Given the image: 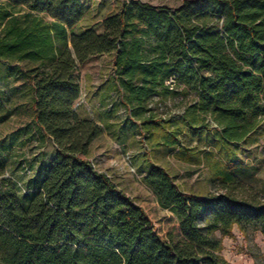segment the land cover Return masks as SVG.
<instances>
[{
  "label": "trees",
  "instance_id": "16d2710c",
  "mask_svg": "<svg viewBox=\"0 0 264 264\" xmlns=\"http://www.w3.org/2000/svg\"><path fill=\"white\" fill-rule=\"evenodd\" d=\"M85 15L83 0H0V125L31 113L0 143V155L18 144L30 168L19 181L0 161V264H229L223 239L235 227L264 236V201L231 190L234 145L264 125V0H184L175 9L125 0L74 32ZM98 56L112 57L114 92L99 121L75 109L77 68ZM192 93L182 115L159 112ZM118 107L126 117L116 134ZM129 125L192 164L202 159L186 140L210 137L224 150L213 170L225 192L187 193L151 165L141 172L158 205L136 203L89 158L105 130L120 140ZM49 142L51 160L28 159L30 143Z\"/></svg>",
  "mask_w": 264,
  "mask_h": 264
},
{
  "label": "rangeland",
  "instance_id": "374dc122",
  "mask_svg": "<svg viewBox=\"0 0 264 264\" xmlns=\"http://www.w3.org/2000/svg\"><path fill=\"white\" fill-rule=\"evenodd\" d=\"M125 0H83L86 15L74 32L83 31L100 20L118 12ZM154 7L175 9L184 0H135ZM113 72L112 57L98 56L89 62L79 65L76 71L77 79L82 87V94L75 103V109L83 117L100 120V114L106 113L111 100L109 93L113 92L110 77ZM22 81L18 83L20 85ZM114 93V92H113ZM196 99V94L178 96L160 106L159 112L164 117L180 116L186 107ZM25 101H22L24 103ZM111 106H109L110 108ZM111 123L122 124L126 113L123 108H117ZM31 113L20 109L19 114L0 125V143L8 139L9 135L23 122L30 119ZM213 129L216 126L210 122ZM113 129L105 130L92 149L90 159L98 169L108 173L118 187L136 203L150 201L156 205L157 198L153 191L144 183L143 173L151 165L165 168L175 179L176 183L187 193L205 196L210 193L225 192L219 180L216 179L213 165L224 158L223 149L214 145L213 140L199 139L194 135L187 139V145L193 150L191 154L202 159L201 164H192L177 159L174 152L168 149L155 148L152 142L145 144L139 131L129 125L117 140L112 136ZM115 133V132H114ZM212 136V134L210 135ZM125 140L122 141V138ZM238 161L234 168L237 181L232 185V193L242 199H257L264 201V125L240 145H234ZM14 151V152H13ZM10 153L1 154L0 161L5 163L6 175L24 181L29 165L17 154L23 153L17 144ZM25 152H29L28 159L41 157L45 161L51 160L55 148L51 142L45 143L43 148L39 144L28 145ZM129 157V160L127 159ZM211 159V161H210ZM18 175V176H17ZM160 215L166 216L168 211L159 207ZM232 238L223 239V255L229 264H264V237L253 230L244 235L237 227ZM220 237V235L218 234Z\"/></svg>",
  "mask_w": 264,
  "mask_h": 264
},
{
  "label": "crops",
  "instance_id": "0c3cea01",
  "mask_svg": "<svg viewBox=\"0 0 264 264\" xmlns=\"http://www.w3.org/2000/svg\"><path fill=\"white\" fill-rule=\"evenodd\" d=\"M23 124H24V123H23ZM23 124H21V125H20L18 128H16L14 131H16V130L19 129L21 126H23ZM14 131H13V132H14ZM13 132H12V133H13ZM94 144H95V143H94ZM263 237H264V236H263Z\"/></svg>",
  "mask_w": 264,
  "mask_h": 264
},
{
  "label": "built area",
  "instance_id": "2783aa9c",
  "mask_svg": "<svg viewBox=\"0 0 264 264\" xmlns=\"http://www.w3.org/2000/svg\"><path fill=\"white\" fill-rule=\"evenodd\" d=\"M127 159L129 160V157H127Z\"/></svg>",
  "mask_w": 264,
  "mask_h": 264
}]
</instances>
